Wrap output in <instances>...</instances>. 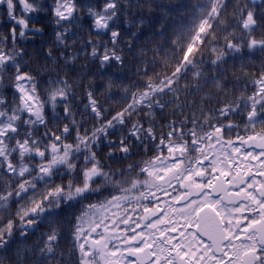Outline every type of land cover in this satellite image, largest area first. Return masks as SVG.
<instances>
[{"label":"snow or ice","instance_id":"6c2138e0","mask_svg":"<svg viewBox=\"0 0 264 264\" xmlns=\"http://www.w3.org/2000/svg\"><path fill=\"white\" fill-rule=\"evenodd\" d=\"M143 5L182 15L140 50L135 82L99 86L119 110L87 91L77 119L76 81L33 68L17 40L42 32L29 21L50 11L64 44L86 12L112 45L88 40L91 56L123 65L116 21L140 0H0L13 22L0 34V254L15 264H264V61L251 75L241 65L243 80L224 67L264 54V0ZM41 226L34 247L11 248Z\"/></svg>","mask_w":264,"mask_h":264},{"label":"trees","instance_id":"16d2710c","mask_svg":"<svg viewBox=\"0 0 264 264\" xmlns=\"http://www.w3.org/2000/svg\"><path fill=\"white\" fill-rule=\"evenodd\" d=\"M97 2L98 0H78V3L83 4H96ZM140 2L142 6L139 10L133 7L131 14L126 12L124 16L116 21V25L123 37V39L119 41L120 50H118L119 54L124 57L125 63L123 65H117L114 62H110L109 65L101 66L99 59L91 56V47L87 44L88 40H92L94 44H106L108 47H112V45L109 42L108 34L97 36L92 31L91 18L86 12L81 13L82 18L78 24L68 26L70 27V31L67 33V39L64 44H60L56 41V32L60 31V29L54 24L50 11L32 14V18L29 21L30 27L42 28V32L28 33L27 39L17 40L18 46L25 52V59L31 63L33 68L43 70L45 65H47L52 76L59 74L70 81H76L74 87L76 99L72 101L71 108L73 112L76 113L77 119L80 118V113L83 111L82 105L87 103L85 97L87 91H92L99 102L104 104L105 107L109 108L113 113L119 110L123 105V101L118 98L110 99L105 93L104 88L99 86L105 84L109 79H116L117 76L130 77V79L125 81L129 85L135 82L137 77L134 74L135 69L133 65H139L137 56L140 50L148 47H155L156 44L153 43L156 39L155 32L160 29L161 24H173L182 15L177 13L172 16H165L164 10L156 9L154 6H145L143 5V0H140ZM155 2L178 5L185 2L195 3V0H155ZM45 3L51 4L53 3V0H45ZM255 10L259 11V9ZM0 11H2V9H0ZM231 11L232 9L230 8L229 12L231 13ZM135 19L143 20V24L134 23ZM227 19L230 21L231 16L229 15ZM12 24L13 22L7 19L6 14L0 15V34L8 35ZM17 31H19V29H17ZM130 33H135L139 36V39H134ZM237 35H239L238 31ZM254 35L259 38L261 33L257 32L254 33ZM128 42L133 44L134 47L132 49L125 46ZM49 49H51L54 57H60L62 54L68 59H57L54 64L51 60L47 59L46 54ZM100 51H103V49L101 48ZM73 55L76 56L75 60L71 59ZM241 55L246 56L247 59L230 60L227 65H224V67L228 69L230 73H234L235 76H239L241 77V80H243L244 76L241 71V65L244 66V69L250 75L258 73L260 65L262 61H264V54L258 52L249 54L245 51L241 53ZM150 56L151 53L149 52V57ZM204 58L205 61H207L210 58V54L205 52ZM204 70H208L206 65ZM229 78L231 79V77ZM90 83L93 85L91 88H89ZM230 86L236 87L235 85ZM249 91H251V88H249ZM209 106H214V104ZM56 111L62 115L61 107L58 106ZM46 114L51 117L50 110L46 109ZM157 119L162 118L158 116ZM63 123H67V121H63ZM106 153L107 150H105L104 155H106ZM140 158V156H137L134 159ZM123 166V164L113 163V167ZM15 208L16 206L13 205L11 210L14 212ZM47 230L46 226H41L40 232H37L35 235L29 233L26 240L17 239V243L11 245V248L13 250L24 248L30 249L37 244L40 233ZM71 246V239L66 231L65 237L61 241V248L68 249L71 248ZM0 255L7 257L4 264H15L14 259H12V251Z\"/></svg>","mask_w":264,"mask_h":264},{"label":"water","instance_id":"95a60500","mask_svg":"<svg viewBox=\"0 0 264 264\" xmlns=\"http://www.w3.org/2000/svg\"><path fill=\"white\" fill-rule=\"evenodd\" d=\"M258 2H260V0H258Z\"/></svg>","mask_w":264,"mask_h":264}]
</instances>
